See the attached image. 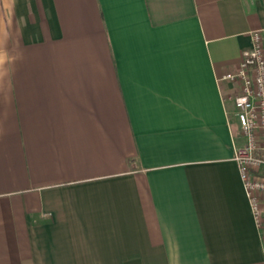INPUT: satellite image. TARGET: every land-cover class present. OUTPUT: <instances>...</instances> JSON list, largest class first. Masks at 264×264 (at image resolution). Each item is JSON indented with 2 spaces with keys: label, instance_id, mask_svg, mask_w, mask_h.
Segmentation results:
<instances>
[{
  "label": "crops",
  "instance_id": "obj_1",
  "mask_svg": "<svg viewBox=\"0 0 264 264\" xmlns=\"http://www.w3.org/2000/svg\"><path fill=\"white\" fill-rule=\"evenodd\" d=\"M264 0H0V264H264L223 79Z\"/></svg>",
  "mask_w": 264,
  "mask_h": 264
},
{
  "label": "built area",
  "instance_id": "obj_2",
  "mask_svg": "<svg viewBox=\"0 0 264 264\" xmlns=\"http://www.w3.org/2000/svg\"><path fill=\"white\" fill-rule=\"evenodd\" d=\"M251 47L223 79L239 86L233 98L243 142L234 149L244 191L264 247V30L249 33Z\"/></svg>",
  "mask_w": 264,
  "mask_h": 264
}]
</instances>
